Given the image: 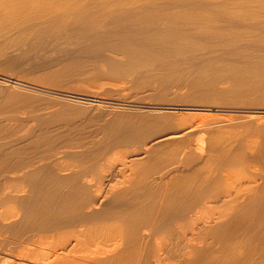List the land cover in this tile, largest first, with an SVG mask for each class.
I'll list each match as a JSON object with an SVG mask.
<instances>
[{"label":"bare ground","instance_id":"obj_1","mask_svg":"<svg viewBox=\"0 0 264 264\" xmlns=\"http://www.w3.org/2000/svg\"><path fill=\"white\" fill-rule=\"evenodd\" d=\"M262 113L264 0H0V264H264Z\"/></svg>","mask_w":264,"mask_h":264},{"label":"rangeland","instance_id":"obj_2","mask_svg":"<svg viewBox=\"0 0 264 264\" xmlns=\"http://www.w3.org/2000/svg\"><path fill=\"white\" fill-rule=\"evenodd\" d=\"M104 80V81H103ZM100 79L99 81H85V83H84V81H83V83H84V85H83V83L82 84H80L81 83V81H79L78 82V84H79V86H78V84H76V85H73V86H71V88H83V90H84V88H85V90H91V88H92V90L93 89H95V90H97V89H101L102 87H103V85H106V84H109V82L110 81H107L106 79ZM87 82V83H86ZM90 85H89V84ZM111 84H112V81L110 82ZM121 84L122 82H115L114 83V81H113V84H115V85H118V84ZM93 84V85H92ZM95 85V86H94ZM78 86V87H77ZM87 86V87H86ZM92 86V87H91ZM70 87V86H69ZM90 87V88H89ZM94 87V88H93ZM125 91H127V92H125ZM125 91H124V93L126 94V95H128L127 93L129 92V90H126L125 89ZM113 93H115V91H112ZM109 93V95L111 94L110 93V91L108 92ZM116 95H117V93H115ZM115 94H113V95H115ZM123 94H118L117 96H122ZM125 95V96H126ZM129 95H131V94H129ZM171 95H173V93H171ZM146 96V97H145ZM147 96H148V98H147ZM141 97H145L143 100H145V101H147V102H151L152 101V99H157L158 97H150V95H147V94H145L144 96H141ZM150 97V98H149ZM172 96H170L169 95V99H170V101L169 102H173L174 104H177V105H185V104H189V103H187V102H182V101H177V100H174V98L172 97ZM172 100V101H171ZM177 111V112H176ZM175 120H180L181 119V117L183 118V117H185V115L187 116V115H190L191 113V115H194V116H196V115H201V114H206V115H210V114H212V115H217V114H219L218 116H221V115H225L226 113H224V112H220L219 110H217L216 112H215V110L214 111H212V113H209V112H200V111H189V110H185V109H179V110H175ZM177 114V115H176ZM262 115L264 116V113H262ZM180 116V117H179ZM177 118V119H176ZM233 188H235L234 187V185H232V187H231V189H233Z\"/></svg>","mask_w":264,"mask_h":264}]
</instances>
